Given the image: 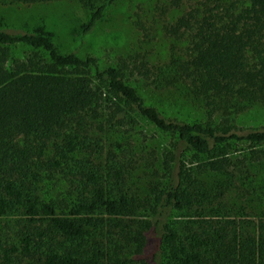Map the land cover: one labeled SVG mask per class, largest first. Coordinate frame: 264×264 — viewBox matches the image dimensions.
Returning a JSON list of instances; mask_svg holds the SVG:
<instances>
[{
    "label": "trees",
    "instance_id": "trees-1",
    "mask_svg": "<svg viewBox=\"0 0 264 264\" xmlns=\"http://www.w3.org/2000/svg\"><path fill=\"white\" fill-rule=\"evenodd\" d=\"M72 1L89 11L86 33L117 0ZM162 29L170 39L165 63L125 57L104 69L94 57L61 52L41 27L0 29V231L11 235L0 243L1 264H264V233L231 219L227 200L244 173L241 159L227 155L230 143H264V128L239 133L235 125L237 115L264 105V0H194ZM135 80L177 89L205 122L163 117ZM136 116L195 158L208 156L177 158L172 175L168 153L167 179L151 183L147 207L124 189L133 150L117 141L105 148L100 136L132 128ZM209 174L221 182L209 184ZM174 211L192 217L170 221Z\"/></svg>",
    "mask_w": 264,
    "mask_h": 264
},
{
    "label": "rangeland",
    "instance_id": "rangeland-1",
    "mask_svg": "<svg viewBox=\"0 0 264 264\" xmlns=\"http://www.w3.org/2000/svg\"><path fill=\"white\" fill-rule=\"evenodd\" d=\"M193 1L181 0L177 7H173L170 0H117L107 5L100 20L86 33L83 28L89 19V11L76 1L62 0L31 5L0 4V29L19 33L41 27L51 34L54 44L61 52L94 57L100 69L115 66L125 57H131L137 62L147 61L150 65H161L167 61L170 42L162 29L163 24L180 15ZM14 53L19 55V51ZM132 84L145 103L155 107L163 117L189 123L205 122L203 110L183 97L177 89H155L141 80L132 81ZM235 125L239 133L263 129L264 105H253L237 115ZM100 136L104 138L105 148L117 141L133 150L131 153L137 162L129 170L124 189L145 205L146 201L153 199L150 193L151 183L162 184L167 179L163 176L162 165L168 153L172 154V175L176 172L177 158L187 163L208 160V156L195 158L184 145L177 144L172 135L158 131L139 116H136V123L132 128H113ZM227 155L236 164L241 159L243 164H238L244 172L239 175L238 180L236 176L227 195L228 205L233 209L227 206L235 217L231 216V219L248 225L255 235L264 233V143L252 145L243 141L231 142ZM206 179L209 184L221 182V178L213 174H209ZM49 184L47 183L52 186L53 191H60L57 183ZM143 211L138 212L140 217ZM191 217L187 211H174L169 215L170 221L181 224ZM10 221L11 219L8 222ZM5 222V218L0 220L1 225ZM8 231L6 228L0 231V243L4 246L10 242L8 238L11 235ZM2 256L0 248V264Z\"/></svg>",
    "mask_w": 264,
    "mask_h": 264
}]
</instances>
